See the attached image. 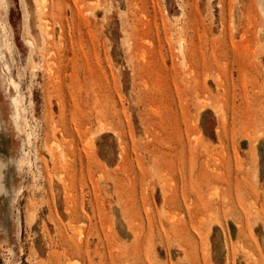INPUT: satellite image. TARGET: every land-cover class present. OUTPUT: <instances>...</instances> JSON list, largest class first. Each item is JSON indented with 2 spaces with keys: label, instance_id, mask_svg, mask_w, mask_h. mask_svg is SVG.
I'll use <instances>...</instances> for the list:
<instances>
[{
  "label": "rangeland",
  "instance_id": "obj_1",
  "mask_svg": "<svg viewBox=\"0 0 264 264\" xmlns=\"http://www.w3.org/2000/svg\"><path fill=\"white\" fill-rule=\"evenodd\" d=\"M0 45V264H264V0H3Z\"/></svg>",
  "mask_w": 264,
  "mask_h": 264
},
{
  "label": "bare ground",
  "instance_id": "obj_2",
  "mask_svg": "<svg viewBox=\"0 0 264 264\" xmlns=\"http://www.w3.org/2000/svg\"><path fill=\"white\" fill-rule=\"evenodd\" d=\"M3 4V0H0V6ZM0 54L3 56V51L0 45ZM13 104L15 109L18 111V101L16 97L13 99ZM1 110V105H0ZM6 124H3L1 121L0 114V214L1 219L6 223L10 217L11 209L15 201L14 198V188L13 185L7 183V167L12 160V150L9 148L3 140L4 127Z\"/></svg>",
  "mask_w": 264,
  "mask_h": 264
}]
</instances>
